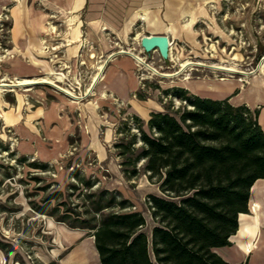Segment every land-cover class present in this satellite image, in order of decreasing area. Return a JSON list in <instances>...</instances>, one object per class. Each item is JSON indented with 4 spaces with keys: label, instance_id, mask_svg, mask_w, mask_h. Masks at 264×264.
<instances>
[{
    "label": "rangeland",
    "instance_id": "obj_1",
    "mask_svg": "<svg viewBox=\"0 0 264 264\" xmlns=\"http://www.w3.org/2000/svg\"><path fill=\"white\" fill-rule=\"evenodd\" d=\"M101 2L104 3L103 8L107 3L108 6L111 3L116 6L114 0ZM16 3L25 6L24 0H10L0 8V82L45 77L63 88L68 87L69 82L73 86L78 85L79 92L75 89L74 94L83 95L90 87L98 65L104 63L107 56L109 59L128 50L144 61L137 63L133 58L138 82L139 75L145 77L144 83H139L143 93L170 110L175 109L172 105H179V102L172 95L168 96L166 91L176 87H186L189 94L190 91L209 93L213 89L231 88L232 96L237 97L235 101L243 99L237 94L251 86L252 82L264 84V64H261L264 60V0H204L194 5H176L166 15L160 11L161 8L142 10L139 5L129 8V4L127 10L131 15L126 17L128 21L112 25V30L99 32L88 45L91 59L94 62L98 60L92 68L80 64L84 46L76 54L74 63L66 60L59 63L57 53L50 48L46 55L51 61L52 73L31 77L10 76L4 71L6 59L10 56H3V49L7 48L13 55L18 53L8 46L11 7ZM140 14L143 15L141 18L138 16ZM132 15L137 17L135 21ZM154 31L167 34L172 41L166 59L161 58L156 50L141 51L138 44L140 37ZM100 38L106 42L102 57L97 53ZM184 60L191 63L182 68L180 63ZM213 64L234 65L245 74L217 70L211 66ZM57 72H63L66 78L56 80L57 76L61 79ZM4 88L0 90V264H59L73 246L89 237L85 231L78 236L80 233L71 231L68 222L75 217L89 218L92 213L84 211L94 197L86 195L101 190L113 193L117 200L127 198L132 203L130 208L141 211L146 218L147 224L143 229L149 234L152 221L146 197L148 194L161 195V192L158 184L150 182L142 172L127 179L118 171L120 158L113 143L119 137L116 133L119 121L126 117L123 113L118 116L121 108L115 114L108 109L101 111L100 126L92 134L107 149L108 158L99 160L90 148L80 150L79 133L74 132L66 151L41 168L36 165L42 163L37 156H24L18 150L16 143L19 139L14 126L28 119L26 114L37 103L36 90L47 88L64 93L45 82ZM93 88L80 101H93ZM16 100L19 101L17 106ZM248 107L258 109L256 106ZM12 119H17L18 124L4 128L3 125L11 123ZM143 129L147 130L145 123ZM131 131L135 132L136 129ZM86 134H89L88 130ZM86 181L90 186L85 184ZM65 213H70V216L64 221L60 220ZM76 213L79 215L76 216Z\"/></svg>",
    "mask_w": 264,
    "mask_h": 264
},
{
    "label": "trees",
    "instance_id": "obj_2",
    "mask_svg": "<svg viewBox=\"0 0 264 264\" xmlns=\"http://www.w3.org/2000/svg\"><path fill=\"white\" fill-rule=\"evenodd\" d=\"M174 89L166 93L182 107L163 105L145 122L135 115L121 119L113 143L125 178L142 172L158 184L161 195L146 197L155 223L150 233L141 211L107 190L87 194L94 198L84 212L92 215L67 224L89 231L101 264H231L214 248L230 244L239 214L248 211L253 182L264 178L259 111L228 97Z\"/></svg>",
    "mask_w": 264,
    "mask_h": 264
},
{
    "label": "crops",
    "instance_id": "obj_3",
    "mask_svg": "<svg viewBox=\"0 0 264 264\" xmlns=\"http://www.w3.org/2000/svg\"><path fill=\"white\" fill-rule=\"evenodd\" d=\"M9 1L0 0V8ZM24 1L25 6L16 3L11 7L12 24L8 46L18 53L6 59L4 71L10 76L51 74V61L46 55L50 48L57 53L56 60L59 63L62 60L74 63L77 60L76 54L84 46L80 59L87 68H92L98 60L94 62L91 59L88 45L97 38L99 32L112 30V25L123 20L127 22L126 17L131 15L130 10H127L129 4V8L139 5L142 10L161 8L160 11L166 15L176 5H194L204 0H139V3L138 0H131V3L129 0H114L116 6L112 3L108 6L107 3L105 8L101 0ZM134 16L132 15L133 21L137 18ZM138 16L141 18L143 15ZM150 34L165 33L154 31ZM104 48L106 49V42L104 38H100L99 52L97 51L100 53L99 57H102ZM103 61L102 76L93 86V101H74L54 90L38 89L35 95L37 103L26 114L28 119L19 124L17 119H12L11 123L3 125L5 128L18 124L14 126L19 139L16 146L22 155L34 154L45 163L57 159L68 148L72 134L78 132L80 150H84V147L93 149L96 157L104 160L108 158L107 149L92 135L100 126L101 111L108 109L115 114L121 108L118 116L121 113L126 114V117L135 115L146 121L151 112L163 110L160 102L146 96L141 90L135 74L134 59L128 52L117 53L109 59L107 56ZM250 85L241 94H237L243 99L235 101L234 98L237 97H233L232 89L227 87L225 90L213 89L209 93L190 92L201 97H228L229 102L234 105L244 103L247 106H256L259 111L257 120L264 130V84L254 81ZM18 102L16 100V106ZM1 117L0 113V119ZM86 129L89 134H86ZM254 186H257L256 191H253ZM254 202L260 204L259 210L251 206ZM248 209L247 212L239 214L238 228L229 237L230 244L214 248L222 259L231 264H264V178L253 182L249 191ZM150 218L153 226L155 223L151 214ZM145 221L146 225V218ZM70 229L74 233H80L78 236H82L81 232L85 231L89 237L73 246L59 264H101L94 237L89 231L78 227Z\"/></svg>",
    "mask_w": 264,
    "mask_h": 264
},
{
    "label": "bare ground",
    "instance_id": "obj_4",
    "mask_svg": "<svg viewBox=\"0 0 264 264\" xmlns=\"http://www.w3.org/2000/svg\"><path fill=\"white\" fill-rule=\"evenodd\" d=\"M143 19H144V17H143ZM122 51V50H121ZM128 51V50H127ZM126 51V52H127ZM191 63V61H188V60H184V61H182L181 63H180V65L182 66V68H185L188 64H190ZM261 64H264V60H262L261 61ZM103 65H104V63H101V64H99L98 65V71L96 72V74L94 75V77H93V81H92V83L90 84V87H89V91H90V89L94 86V84L96 83V81L98 80V79H100L101 78V70H103ZM213 68H215V69H219V70H226V71H237V72H242L243 73V70L242 71H240V69H236V68H234L235 66L233 65V67L232 66H226V65H224V64H222V65H215V64H213V65H211ZM245 72V71H244ZM103 73V72H102ZM243 74H245V73H243ZM2 80H4V77L2 78ZM238 80H242V78H239ZM35 82H47V83H50V84H52V85H55L56 87H58V88H60V89H62L63 91H65L66 93H68V94H70V95H73V93L70 91V90H68V89H66V88H63V87H61V86H59V85H57V84H55L52 80H50V79H48V78H45V77H43V78H40V79H36V78H20L19 80H17L16 82H14L15 83V85L17 84V85H29V84H32V83H35ZM12 84H9V83H7V82H0V90H2V89H6V88H4L5 86H11ZM7 89H10V88H7ZM74 96V95H73ZM256 187L257 186H254V190L253 191H256ZM251 206L254 208V209H256L257 208V210H259V207H260V204L258 203V202H254V203H251ZM261 215H262V213H261Z\"/></svg>",
    "mask_w": 264,
    "mask_h": 264
},
{
    "label": "water",
    "instance_id": "obj_5",
    "mask_svg": "<svg viewBox=\"0 0 264 264\" xmlns=\"http://www.w3.org/2000/svg\"><path fill=\"white\" fill-rule=\"evenodd\" d=\"M139 44L145 52L156 50L163 59L169 56V39L166 34H144L140 37Z\"/></svg>",
    "mask_w": 264,
    "mask_h": 264
},
{
    "label": "built area",
    "instance_id": "obj_6",
    "mask_svg": "<svg viewBox=\"0 0 264 264\" xmlns=\"http://www.w3.org/2000/svg\"><path fill=\"white\" fill-rule=\"evenodd\" d=\"M168 39H169V37H168ZM138 44H139V41H138ZM171 44H172V41L169 39V50H170V46H171ZM140 45V44H139ZM141 47V46H140ZM3 56H6V55H9V56H13V53H11L10 52V50H8L7 48H4L3 49ZM141 51L142 52H145L144 50H143V48L141 47ZM129 54H131L132 55V57L136 60V62L137 63H142V62H144L143 60H142V58L140 57V56H137V55H135V54H133V53H131V52H128ZM170 54V53H169ZM83 63V61H81L80 62V64H82ZM57 74H59V75H61V79H59L60 78V76H57V77H55L56 78V80H58V81H62V78H66L65 77V75L63 74V72H57ZM139 83H144V76H143V74H141V75H139ZM17 81V80H16ZM15 81V82H16ZM45 83H47V82H45ZM9 84H12L11 86H15V83L14 82H10ZM47 84H50V83H47ZM77 84V83H76ZM52 85V84H51ZM16 86H18L17 84H16ZM57 90H59V91H61V92H63L65 95H67L68 97H71V98H74V99H76V100H80V99H82V98H84V96L85 95H87L90 91H89V87L83 92V95L82 94H80V93H78V95H75L74 94V92H75V89H77L78 90V92H79V86L78 85H72L70 82L67 84V86L68 87H66V89H68V90H70L71 92H73V94H74V96L73 95H70V94H68V93H66L65 91H63L62 89H60V88H58V87H56L55 85H53ZM25 103L26 104H28V101H25Z\"/></svg>",
    "mask_w": 264,
    "mask_h": 264
}]
</instances>
